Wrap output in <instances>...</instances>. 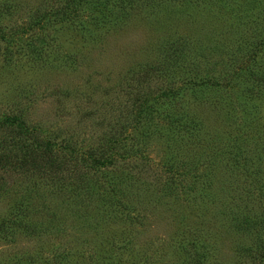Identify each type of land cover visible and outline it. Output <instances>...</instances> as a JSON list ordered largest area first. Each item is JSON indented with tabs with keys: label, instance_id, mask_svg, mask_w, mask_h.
Segmentation results:
<instances>
[{
	"label": "rangeland",
	"instance_id": "obj_1",
	"mask_svg": "<svg viewBox=\"0 0 264 264\" xmlns=\"http://www.w3.org/2000/svg\"><path fill=\"white\" fill-rule=\"evenodd\" d=\"M67 4L0 0V264H264V0Z\"/></svg>",
	"mask_w": 264,
	"mask_h": 264
},
{
	"label": "trees",
	"instance_id": "obj_2",
	"mask_svg": "<svg viewBox=\"0 0 264 264\" xmlns=\"http://www.w3.org/2000/svg\"><path fill=\"white\" fill-rule=\"evenodd\" d=\"M104 0H71V5L69 6V4L65 5L63 8L61 9H58V12H59V15L56 16L55 14H52L51 17H58V18H64L66 20H68L69 18H72L75 16V12L77 11V7L76 5L80 2H82L83 4H89V6L91 8H93V11L94 12H100L102 10L101 7V4L103 3ZM121 2V1H120ZM120 2L117 1V4L115 5L117 8L119 7L120 5ZM91 3V4H90ZM105 8V7H104ZM105 10H108L105 8ZM36 11V10H35ZM91 11L88 10L87 12V15L88 17H90L91 19H96V16L95 14H93V12H89ZM56 12V13H58ZM70 15V16H69ZM42 21L41 18L37 19L36 21H31L30 22V25H35V26H39L40 28H42ZM27 22V21H26ZM25 22V23H26ZM30 25L28 27H30ZM175 39L174 40H171L168 42L167 46H165L164 48H162L161 50V55L159 57V62L161 63L163 57H167L169 56L173 50L175 49ZM205 48V44H203L200 48H198L196 51H194L193 53H188L187 56H184V57H181V56H177L178 57V60H181L180 62H187V59H194L196 56L200 55L203 51V49ZM157 62V64L159 63ZM214 83V82H212ZM210 85V89L211 87H214L215 85H219L218 83L217 84H206V86L203 85V87H206V88H209L208 86ZM218 87V86H217ZM218 97L219 96V91L216 92ZM53 144H50V142L48 141V139L45 140V144L46 146L48 147H53V146H59V147H62V148H70L72 149L73 151H76L77 148L79 147L80 143H74L72 142L71 140H63V139H60V140H56L54 142H52ZM24 161L23 160H19V165H24ZM57 162L54 160V158H49L48 159V163H47V167H50V169H54L56 168Z\"/></svg>",
	"mask_w": 264,
	"mask_h": 264
}]
</instances>
